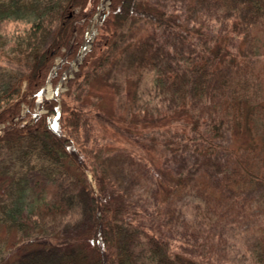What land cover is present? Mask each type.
<instances>
[{
	"label": "trees",
	"instance_id": "1",
	"mask_svg": "<svg viewBox=\"0 0 264 264\" xmlns=\"http://www.w3.org/2000/svg\"><path fill=\"white\" fill-rule=\"evenodd\" d=\"M100 1L0 2V21L29 22L16 49L28 58L26 70L12 81L0 78V125H4L0 144L32 137L46 158L69 159L85 178L89 170L99 190L91 191L92 224L86 239L77 240L72 248L48 250L45 245L48 251L24 255L13 264H193L177 248V238L130 218L131 209L124 202L103 200L105 175L88 165L80 135L88 110L68 96L79 77L92 76L86 67L93 58L99 60L93 71L105 62L102 49L108 33L118 16H128V21L123 19L125 34L119 48L124 44L134 73L153 70L163 105L178 116L180 123L175 125L182 127L172 134V152L163 161L178 176L173 195L197 190L215 211L244 193L253 199L257 190L264 197L260 190L264 185V0H151L149 8L136 7V0H110L100 14L99 32L79 60L88 23ZM75 62L77 70L72 68ZM68 70L73 72L66 79L68 89L59 98H44L47 82L56 87ZM38 102H44L46 112H34ZM245 104H249L246 123L254 146L236 151L225 141L234 115H241ZM35 114L31 123H24ZM50 191L49 185L22 184L0 221L9 218L23 232L30 225L24 222L26 213L41 225ZM37 239L15 240L13 245L36 244ZM6 244L0 240V264H12V248Z\"/></svg>",
	"mask_w": 264,
	"mask_h": 264
},
{
	"label": "rangeland",
	"instance_id": "2",
	"mask_svg": "<svg viewBox=\"0 0 264 264\" xmlns=\"http://www.w3.org/2000/svg\"><path fill=\"white\" fill-rule=\"evenodd\" d=\"M17 1L27 5L51 0H0L4 5ZM150 2L136 0L135 6L149 8ZM109 4L110 0L99 2L97 16L88 23L77 56L79 60L99 32L100 14ZM123 19L129 20L126 15L118 16L108 33L102 49L107 57L105 62L93 71L99 61L93 58L86 67L92 76L87 80L84 75L79 77L68 96L88 110L80 135L87 148L88 165L97 167L105 175L107 187L103 200L124 202L131 209L130 218L164 232L171 239L177 238V248L188 254L193 264H264V197L259 191L254 192L253 199L244 193L228 200L216 211L197 190L173 195L178 176L173 169L165 168L163 161L172 152L175 140L172 134L182 131V127L175 125L180 123L178 116L167 112L168 107L163 105L165 101L157 93L153 70L131 71L124 44L119 48L125 34ZM28 25L25 19L0 21V78L12 81L26 70L28 58L16 49ZM72 64L73 70H77L78 64ZM70 76L73 72L68 70L56 87L47 82L43 97L59 98V93L68 89L66 79ZM43 104L38 102L34 112H46ZM25 110L26 104L23 114ZM248 111L249 104H245L242 114L234 115L227 134L225 144L236 151L254 146L253 133L246 123ZM35 117L36 114L24 123H31ZM31 138L0 144V216L4 208L12 205L22 184L51 187L50 207L45 206L47 214L44 220L40 219L41 225H35L26 213L23 219L30 225L23 232L9 218L0 221L3 225L0 240L12 248V264L24 255L55 247L72 248L77 240L86 239L92 224L91 191L95 194L99 191L89 170L86 179L69 159L46 158L40 145ZM260 190H264V185H260ZM31 236H37L42 244L23 241L14 248L15 240L28 241ZM68 238L75 241L68 242ZM45 245L48 250L44 249Z\"/></svg>",
	"mask_w": 264,
	"mask_h": 264
},
{
	"label": "built area",
	"instance_id": "3",
	"mask_svg": "<svg viewBox=\"0 0 264 264\" xmlns=\"http://www.w3.org/2000/svg\"><path fill=\"white\" fill-rule=\"evenodd\" d=\"M100 8V7H99ZM98 13V12H97ZM97 16V14L95 15V17ZM4 125L2 124L1 126H0V133H1V131H2V127H3Z\"/></svg>",
	"mask_w": 264,
	"mask_h": 264
}]
</instances>
